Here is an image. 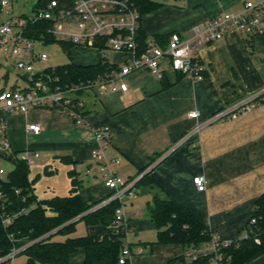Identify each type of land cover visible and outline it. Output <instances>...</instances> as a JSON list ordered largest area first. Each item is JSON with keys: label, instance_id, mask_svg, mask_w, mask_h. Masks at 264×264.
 <instances>
[{"label": "crops", "instance_id": "0c3cea01", "mask_svg": "<svg viewBox=\"0 0 264 264\" xmlns=\"http://www.w3.org/2000/svg\"><path fill=\"white\" fill-rule=\"evenodd\" d=\"M153 1L158 6L141 15L140 33L164 47L172 33L190 37L194 27L210 18L238 12L244 3L260 0ZM65 50L70 63L76 65H97L101 60L94 48L68 46ZM194 54L203 68L202 79L175 73L163 59L161 80L139 69L122 79L126 92L85 95L79 125L51 110L18 113L7 124L14 152L34 150L43 158L33 170L34 161L28 176L29 180L36 178L33 193L38 200L67 196L68 172L72 170L80 181L82 200L89 203L110 194L100 171L103 162L108 163L111 174L122 179L145 168L147 181L137 187L133 198L122 202L125 222L94 227L82 222L86 232L77 234L78 222L72 234L121 241L132 252L129 264H177L170 261L185 257L181 245H151L157 238L148 212L154 197L176 201L213 237L228 243L243 235L256 212L255 201L264 195V107L208 125L174 148L197 123L264 88V44L260 38L246 39L230 30ZM107 59L116 64L123 61L115 53H108ZM193 111L198 113L197 119L187 117ZM18 118L22 119L19 124ZM29 124H38L40 131L28 132ZM97 129L107 130L110 136L102 159L92 157ZM25 131L37 141H24ZM157 155L161 158L147 167ZM197 176L206 181L202 192L193 184ZM83 259V250H78L69 264H83ZM247 264H264V255Z\"/></svg>", "mask_w": 264, "mask_h": 264}, {"label": "built area", "instance_id": "2783aa9c", "mask_svg": "<svg viewBox=\"0 0 264 264\" xmlns=\"http://www.w3.org/2000/svg\"><path fill=\"white\" fill-rule=\"evenodd\" d=\"M30 12H14L13 0H0V72L5 70L6 78L16 73L25 82L24 87L0 88V221L10 224L14 214L9 213L7 198L2 191V183L17 161L24 162L29 168L39 158L34 150L14 152L7 138L6 119L13 113L25 114L32 110H54L66 114L73 123L81 124L85 111V95L126 92L122 79L139 69H146L152 76L161 80L163 72L161 60L166 59L170 68L177 74L191 79H202L203 68L194 54L196 49L217 41L230 30L241 33L246 39L264 38V0L256 3L246 2L238 12H225L210 18L205 23L194 27L190 37L178 33L169 35L164 47L153 38H146L140 43L141 15L130 0H34ZM43 22L45 33L39 38L29 34L30 26ZM47 38L53 43L97 49L101 58L113 67L94 79L60 84V78L54 68L35 70L36 65L45 63L47 55L37 49V45H46ZM108 53L119 54L123 61L119 64L107 59ZM1 81V80H0ZM264 107V88L245 97L232 107L223 109L208 119L197 123L187 131L174 148L189 141L199 131L213 123L231 118L239 113H248ZM197 119L196 111L187 115ZM28 132L37 134L38 124H29ZM96 148L92 151L93 159H102L109 143V133L105 129L95 131ZM161 158V157H160ZM11 163L13 168L6 171L1 163ZM113 162V161H112ZM103 184L110 195L92 208L104 207L117 201L119 207L114 213L112 226L126 221L122 202L133 198L137 190L136 182L146 173L141 172L133 179H122L109 172L107 162L100 166ZM197 191L206 188L204 176L193 178ZM18 194V190H15ZM253 222L254 220L251 219ZM243 237L246 234L243 233ZM229 243V242H228ZM215 237L202 251L189 250L185 257L195 259L198 252L211 254L212 264H221L223 257L220 249L226 246ZM23 248H13L0 257V264H15V258ZM140 253V251H139ZM132 252L123 246L116 264H129Z\"/></svg>", "mask_w": 264, "mask_h": 264}, {"label": "trees", "instance_id": "16d2710c", "mask_svg": "<svg viewBox=\"0 0 264 264\" xmlns=\"http://www.w3.org/2000/svg\"><path fill=\"white\" fill-rule=\"evenodd\" d=\"M130 1L134 3L140 15L150 13L158 6L153 0ZM46 27L43 22L36 23L30 26L29 34L33 38H39L45 33ZM146 38L139 34L141 44ZM260 39L264 44V38ZM46 42L53 43L48 38ZM59 44L63 49L72 46ZM112 68L101 58L97 65L67 63L57 66L55 73L60 78V84L64 86L70 82L94 79ZM158 158L160 155L153 157L147 167ZM66 160L63 159L68 162ZM144 169L138 171L137 175ZM44 173H48V170L45 169ZM28 176L29 167L24 162L17 161L2 183L1 188L8 203L7 211L13 213L14 217L7 225H2L0 221V257L8 254L13 248H23L18 255H23L25 259L20 264H69L70 256L78 250H83V264L117 263L123 247L121 241H113L107 237L95 240L88 234L72 235L78 222H83L86 227L112 226L115 210L119 207L117 201L92 210L110 194L89 203L83 201L79 193L80 181L72 170L68 172L70 190L67 196L38 200L33 193L36 178L29 180ZM147 178L145 173L136 182V187L144 184ZM15 190H18V194H15ZM255 206L257 209L252 217L254 221H249L244 228L246 237H238L219 250L223 257L221 264H247L264 255V195L257 198ZM148 212L157 237L151 245L178 244L183 246L186 252L191 249L202 251L211 240L209 231L174 200L154 197ZM212 259L211 254L198 252L194 260L180 257L170 262L212 264Z\"/></svg>", "mask_w": 264, "mask_h": 264}, {"label": "rangeland", "instance_id": "374dc122", "mask_svg": "<svg viewBox=\"0 0 264 264\" xmlns=\"http://www.w3.org/2000/svg\"><path fill=\"white\" fill-rule=\"evenodd\" d=\"M33 2H34V0H13L14 12L15 13L30 12L31 7L33 5ZM37 49L44 52L48 57V60L45 63H42L40 65L35 66V70H37V71L42 70V69H46V68H54V67L61 66V65H64L66 63L71 62L69 56L66 53V50L63 49L59 43H49L46 45H37ZM4 75H5V70H1V72H0V80H1L0 81V88H2L4 86V84L7 88H11L12 86H14L16 81L18 83L17 86H19V87L25 86L24 80H22L20 77H18L15 72L11 73L7 76V78H6L7 82H5V80L3 78ZM32 111H34V110H32ZM36 111H44V110L41 109V110H36ZM51 111H54V110H51ZM29 112H31V111H29ZM29 112H27V113H29ZM15 115H18V113L17 114L13 113L12 116L7 117L6 124H9L11 122V119H13V117H15ZM63 115L67 116L66 114H63ZM21 120H22L21 118H18L17 124L21 123ZM25 130H26V128H25ZM27 133L28 132L25 131V133L22 135L24 141H26L29 144H33V142L37 141V137H35L31 134L28 135ZM9 143H10V141H9ZM10 145H11V143H10ZM11 148H12V146H11ZM43 162L44 161H43L42 157L36 159L35 164L32 167V169L34 170L36 165L42 164ZM1 166L4 167V169L6 171H10L13 168V165L11 163L2 162ZM76 227H77V234H85L86 228L82 222L81 223L79 222L78 226H76ZM60 238L61 237H58V239H60ZM24 259H25V257L23 255L16 256L15 264L22 263L24 261Z\"/></svg>", "mask_w": 264, "mask_h": 264}]
</instances>
